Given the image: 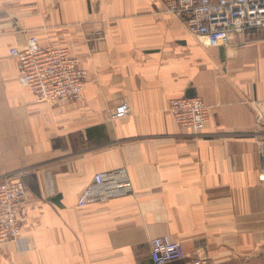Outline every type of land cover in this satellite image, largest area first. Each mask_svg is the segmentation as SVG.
<instances>
[{"label":"crops","instance_id":"obj_1","mask_svg":"<svg viewBox=\"0 0 264 264\" xmlns=\"http://www.w3.org/2000/svg\"><path fill=\"white\" fill-rule=\"evenodd\" d=\"M29 31L80 59L79 99L37 102L19 83L8 49ZM182 96L211 105L203 129L175 122ZM120 101L130 111L113 119ZM260 140L264 28L208 47L160 0H0V180L26 189L0 264H150L161 235L184 249L167 264H264ZM117 167L128 194L76 206L95 172Z\"/></svg>","mask_w":264,"mask_h":264},{"label":"built area","instance_id":"obj_2","mask_svg":"<svg viewBox=\"0 0 264 264\" xmlns=\"http://www.w3.org/2000/svg\"><path fill=\"white\" fill-rule=\"evenodd\" d=\"M170 11L181 14L187 31L203 39L208 47H226L235 35L264 28V0H160ZM8 55L16 62L19 83L28 88L37 102L56 104L79 99L86 78L80 59L65 46L43 45L28 33L22 43L10 46ZM211 105L198 96L169 101V112L180 128L203 129ZM130 111L126 101L111 110V118H124ZM264 157V140H260ZM132 189L125 167L100 170L79 192L77 207L124 196ZM26 189L19 175L0 180V246L21 236L20 211ZM184 256L180 241L168 235L150 241V264H167ZM195 259L191 264H202Z\"/></svg>","mask_w":264,"mask_h":264},{"label":"rangeland","instance_id":"obj_3","mask_svg":"<svg viewBox=\"0 0 264 264\" xmlns=\"http://www.w3.org/2000/svg\"><path fill=\"white\" fill-rule=\"evenodd\" d=\"M17 24L16 23H14V25L13 26H16ZM28 30H25V32H27ZM30 32V31H29ZM31 33V32H30Z\"/></svg>","mask_w":264,"mask_h":264}]
</instances>
